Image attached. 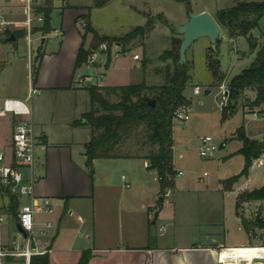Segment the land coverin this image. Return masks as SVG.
Masks as SVG:
<instances>
[{"label": "crops", "instance_id": "crops-1", "mask_svg": "<svg viewBox=\"0 0 264 264\" xmlns=\"http://www.w3.org/2000/svg\"><path fill=\"white\" fill-rule=\"evenodd\" d=\"M66 2L65 7L59 9L61 12L60 28L63 35L60 47L58 51L52 52L39 49L37 55L41 52L44 53V57L35 81L33 74L29 73L28 86L33 84L41 92H70L75 96V99H79L81 93L86 92L87 95L84 94V97L86 96L89 104V108L85 112L87 113L91 108L90 93L87 87H81L76 82V74L81 68L75 71V61L82 43L83 33L77 29L76 23L82 15V9L70 7L69 0ZM14 17L20 16L15 15ZM21 31L0 32V44L16 43L18 38L15 41L8 39L14 32ZM47 35H42L41 48L47 43L45 38ZM230 40L235 41V39ZM32 45L29 47L27 43L29 69L30 65L32 68L34 65L38 66L37 55L35 58L33 57ZM86 45H89L88 41ZM17 51L12 53L6 49V52L0 55V100L5 98L25 99L27 96L25 89H18L17 76L13 70L12 61L17 60ZM128 53L129 51L124 52L119 57L112 59L108 67L105 64L106 58L104 61H99L97 58L86 67L93 74L97 70H105L103 72L106 75L105 82L99 86L127 85L121 82L124 79L125 71L123 73L120 71L126 66L121 58ZM136 61L138 66L142 67L139 60ZM168 63L166 62L165 65ZM160 68H155L154 73H156V69ZM86 76H91V74L80 77L85 78ZM228 79L229 74H226V80ZM90 82L93 85L92 81ZM77 106V101H75L71 112L62 119L59 126H55V132L48 130L49 125L45 120L35 117L34 109L31 106V120L35 125L37 142V164L34 169L35 195L53 198L56 206L54 214L37 216L39 223L50 220L55 224L50 254L51 264H79L84 252L91 254L88 264H221L222 260L232 259L235 255L249 258L247 256L249 253H241L238 249L248 247L240 240L231 239L227 224L220 222L215 216L220 208L218 193L220 192L224 197L232 192L225 190L222 182L233 176L219 180L220 187L215 186L213 189L206 186L205 190H211V195L204 202L206 212L204 211L203 216L198 217L197 215L196 218L193 212L187 209L188 207H186V212L180 205L177 208L176 202L174 212L171 214L170 203L167 200L169 196L165 197L164 194L170 192L171 189H177L178 183L175 179L174 187L162 192L157 172L150 168L147 155L95 160L94 173L90 174L86 166L85 149L91 135L90 129L86 126L72 127L73 121L80 119L85 114L77 113ZM255 109L260 111L259 116L264 114V104ZM19 120L21 118L11 115L0 119V147L6 151L8 157L12 150V133ZM243 126L249 139L260 142L264 140V124L255 134L250 132V126ZM257 135H261V137L259 138ZM224 142L226 146L223 149L228 144L227 140ZM241 148L242 144L231 157L240 156L245 165L244 157L237 154ZM176 149L174 140L173 164L176 178H178V172L184 173L181 161L185 156L183 154L176 155ZM121 158L138 162L139 169L136 170L135 177L130 180L135 184L134 190L120 188L119 182H116L113 177V171H104L101 168L103 163L108 164L109 162L108 166H113L112 162ZM151 173L156 174L155 177H151ZM67 175L70 177V185L65 180ZM204 177L201 179L203 180ZM248 177L253 179L251 172ZM127 181L128 178L125 177V184ZM154 182L157 183L156 186ZM1 193L3 194L2 191ZM153 201L157 204H153ZM30 202L31 200L27 198L26 204ZM9 203V197L6 203L0 201V210L7 208ZM157 206L159 208H156ZM221 206L224 208V204ZM220 225H222V231ZM239 225L241 226L240 218ZM161 228L164 230L160 231Z\"/></svg>", "mask_w": 264, "mask_h": 264}, {"label": "rangeland", "instance_id": "rangeland-1", "mask_svg": "<svg viewBox=\"0 0 264 264\" xmlns=\"http://www.w3.org/2000/svg\"><path fill=\"white\" fill-rule=\"evenodd\" d=\"M40 9H44L46 6L45 0H35ZM264 0H112L104 8H95L93 6V0H69L70 7L81 8L82 15H86L90 11V19L92 26L101 35L106 36H123L130 32L134 27L143 26L146 23V14L158 17L163 15L164 19L168 20V24L163 19H158L156 28L145 38H138L129 45V53L121 58V61L126 64L121 69L120 73H123L121 82L123 84H138L146 81L149 86H158L164 84V77L154 73V69L157 67H164L166 62H161L159 57L163 52L171 47V39L173 37L183 39V36L176 34V29L187 23L191 13L199 14L201 12H208L214 17L220 10L231 8L239 2H263ZM67 4L66 0H54L53 12H52V27L53 31L45 37L47 43L42 47V33L36 32L33 34V57L39 52V49H45L47 52L58 51L60 47L63 35L61 34L60 22L61 12L60 8H64ZM38 6V7H39ZM14 15H19L17 9H13ZM20 16V15H19ZM20 19V17H18ZM77 29L84 33V21L82 18H78L76 23ZM56 30V31H55ZM82 33V34H83ZM252 35L260 43L264 42V16L259 22V26L253 30ZM92 36L89 35L87 41L90 44ZM219 38L221 44L219 46V58L221 61V70L225 73V80L222 83L225 84V89L220 85H214L213 77L206 63V52L211 47L210 40L207 37H202L195 41L191 48L188 50L187 60L194 63V70L192 71L191 86L185 89L184 95L191 101L190 108V120L186 125L179 121L174 122V134L177 149L175 154H183L184 160L181 161V165L184 167V174L176 178L178 183L177 189H171L169 197V209L171 214L174 212L175 202L177 208L180 207L186 212L187 209L192 211L195 217L203 216L205 210V201L211 195V190H205L206 186L215 188L220 187L221 179H226L231 176L240 173L244 162L240 156L231 157L232 154L241 147V142L235 139L236 131L246 125L250 126V132L255 134L259 127L264 124V114L260 115L257 120H253V112L257 109H252L250 103L254 101L256 94L253 91H245L238 97V101L234 102V114L223 120V111L220 109V104L223 100V96L229 93L228 87L229 80L235 75L239 74L243 69L248 67L254 60L255 55L249 52V43L246 37L240 36L231 41L226 29L222 28ZM27 37L18 38L16 43L0 44V55H3L7 51L12 53L17 51V60H13V70L17 76L18 89H25L28 93V80L29 73L33 74L35 65L28 64V48ZM5 45V46H4ZM89 46V45H88ZM116 48L112 46L113 57ZM99 61H104L106 56L103 53H99ZM133 55H139V62L142 64L148 61L146 70L144 72L143 67L138 66V62L133 59ZM254 55V56H253ZM13 57V55H12ZM31 62V60H30ZM89 62L86 64L88 65ZM86 65L82 66L76 74V80L80 76L90 75L93 85L104 84L100 78V74L105 72L104 69L97 70L95 74L90 71ZM118 73V72H117ZM226 74H229V79L226 80ZM194 86H200L202 92L200 95H195L193 92ZM82 87V86H81ZM210 89L211 93L205 95V90ZM86 92H82L79 99H75V96L66 91L59 92H45L40 94H34L29 100V104L34 109L35 117H41L48 123V130L55 132V126L61 124L64 119L72 110L75 101H77V113H85L89 104L87 103ZM108 100L112 103L120 101L119 97L112 95H106ZM78 121H84V114L78 119ZM81 126V125H79ZM57 128V127H56ZM60 129H64L60 127ZM150 132L147 130L146 125H142L137 128L129 136H124L121 143L116 147V153L123 158H131L135 155H148L153 148L149 143ZM211 136L217 145L227 140V147L225 149H219L214 153L212 157H201L199 154L201 139L205 136ZM259 138L261 135H257ZM264 141V140H263ZM174 151V147H173ZM106 165V166H105ZM104 164L101 167L104 171L112 170L113 177L120 188L125 190L135 189V184L131 183V179L135 177L136 170L138 168V162L126 159H120L112 162L113 166ZM100 169V168H99ZM98 169V170H99ZM101 170V169H100ZM207 176L204 177V174ZM156 174L151 173V177H155ZM122 176L128 178L131 184L130 188H127L124 184ZM253 181L250 184V191L261 188L264 184V166H259L251 173ZM175 177V175H174ZM204 177L202 180L201 178ZM66 183L70 185L69 175L65 178ZM121 181V183H120ZM246 177H242L235 185L231 193L226 194L224 197L218 193V203L220 208L215 214L216 218L220 222H225L229 229V237L233 240H240L248 248L240 249V252L249 253L247 256L251 258L253 255L258 254L257 250H253L249 247H258L263 245V231L259 229L252 230V238L245 231L242 225H239V215L236 214L237 204L239 199H236L233 191L237 190L240 185L245 183ZM157 183L154 182L156 186ZM215 195V194H212ZM214 197V196H213ZM0 201L6 203L8 197L4 196L0 190ZM27 203V197L19 198V207L24 206ZM2 204V203H1ZM153 204H157L153 201ZM224 204L223 206H221ZM186 207H188L186 209ZM158 208V206L156 207ZM154 210V209H153ZM239 211V207H238ZM264 216V201H252L250 208L243 216L249 219H254L257 215ZM13 225L12 220H7L3 226V231L8 232L9 228ZM240 228V230H239ZM221 231L223 230L220 225ZM239 251V250H238ZM6 264H24L22 260L8 261Z\"/></svg>", "mask_w": 264, "mask_h": 264}, {"label": "trees", "instance_id": "trees-1", "mask_svg": "<svg viewBox=\"0 0 264 264\" xmlns=\"http://www.w3.org/2000/svg\"><path fill=\"white\" fill-rule=\"evenodd\" d=\"M53 1L45 0L46 6L39 11L44 15L42 27L37 29L44 36L53 31L52 12ZM112 0H93L95 8H104ZM147 20L143 26L134 27L130 32L123 36L101 35L92 26L90 11L80 16L84 21V33L82 34V43L75 61V71L86 65L91 58L92 53L97 52L103 42H108L110 47L117 44L120 52L129 51V45L138 38L147 37L154 29L158 19H163L166 24L168 20L163 15L158 17L151 14L145 15ZM264 16L263 2H239L235 6L220 10L216 13L214 19L221 28L226 29L230 39H236L240 36L246 37L249 43V52L255 55L251 64L243 69L239 74L232 77L228 82L230 89L228 93V105L223 110V120L233 115L234 102L238 101L239 95L247 90L255 92L254 101L250 103L252 109L264 104V42L260 43L253 37L252 32L259 26V22ZM16 38L25 35L24 31L14 32ZM91 35L89 46L86 45L88 36ZM182 39L173 37L171 47L163 52L159 57L161 62H169L160 69H156L157 74L164 77V84L158 86H149L144 80L138 84L123 85L117 87H103L99 85H90L87 90L90 93L91 108L84 114V121L75 120L72 127L79 125L90 129V138L85 145L86 166L91 175L94 173V161L98 159H111L119 157L116 147L121 143L124 136H129L137 128L146 125L150 132L149 143L152 149L147 155L150 162V168L157 172L161 190L171 189L174 183L168 182L169 176L176 175L174 169V114L185 106H190L191 101L186 98L184 91L191 86L192 71L194 63L187 60L186 64L179 65V50ZM221 39L217 41L216 49L208 48L206 52V63L210 70L214 85H222L225 80V74L221 70V61L219 58V46ZM44 53L37 55V67H35L33 76L36 79L39 66L43 60ZM112 62L111 54L107 56L106 66ZM148 61L142 63L144 72ZM119 97L120 101L112 103L106 95ZM145 99L154 100L155 107L143 103ZM236 139L242 142V148L237 154L244 157L245 165L242 172L236 176L226 179L222 182L225 190L232 191L233 186L242 177H248L253 159L264 154L262 142L251 140L247 137L244 126L236 132ZM3 192V191H2ZM3 194H5L3 192ZM9 208L14 215H17L19 209V199L10 194ZM241 201H264V185L253 191L241 195ZM239 203L237 204L236 213ZM159 208V207H158ZM241 225L252 238V230L259 229L263 231L264 246V216L257 215L254 219H249L240 214ZM91 258L90 252H84L79 264H88ZM31 264H51L50 255L35 256Z\"/></svg>", "mask_w": 264, "mask_h": 264}, {"label": "built area", "instance_id": "built-area-1", "mask_svg": "<svg viewBox=\"0 0 264 264\" xmlns=\"http://www.w3.org/2000/svg\"><path fill=\"white\" fill-rule=\"evenodd\" d=\"M35 0H0V32L22 30L27 37L28 46L33 42V34L38 32L37 29L44 23V15L39 11L40 6ZM13 9H17L20 19L14 17ZM116 49L113 57L117 58L122 53L117 44H113ZM112 46L108 42H103L98 51L106 56L112 54ZM98 51L92 53L89 64L98 58ZM135 60H139V55H134ZM105 62V64H106ZM92 76L85 78L79 77L76 81L78 85L84 87L88 81H92ZM104 81L105 74H100ZM225 89V84L221 86ZM195 95H200L202 88L194 86ZM41 91L33 84L29 85L28 93L25 99L5 98L0 100V119L9 115L21 118L12 133V150L8 157L6 151L0 147V189L5 194H10L16 198L27 197L30 203L19 207L17 215L11 212L9 206L0 210V264H6L8 261L22 260L24 264H31L35 256L50 255L52 252V240L55 230V224L50 220L39 223L37 216L52 215L55 212V200L51 197H38L35 195L36 180L34 169L37 164L36 159V137L35 125L31 120L32 109L29 100L34 94H40ZM228 105V93L225 92L220 109L223 111ZM253 112V120L259 118L258 110ZM190 120L189 106L178 109L174 114V122L179 121L182 124ZM224 147L226 143L223 142ZM221 145V144H220ZM220 145L214 142L211 136H205L201 139L199 154L201 157H212L220 149ZM264 165V154L253 159L250 172L253 173L257 167ZM183 172H178L182 176ZM207 173L204 174L206 176ZM125 180V176H123ZM176 175L169 176L168 182L174 183ZM253 179L248 177L245 183L233 193L236 199H239V212L242 215L249 210L252 201H241L242 194L250 191V184ZM125 186L130 188L126 182ZM169 196V192L164 194ZM7 220H12L13 225L8 232L3 231V226ZM20 225L21 230L18 228ZM161 228L160 231H163ZM257 250L258 254L251 258H244L241 255H235L232 259H225L221 264H264V246L251 247ZM241 249V248H238Z\"/></svg>", "mask_w": 264, "mask_h": 264}, {"label": "water", "instance_id": "water-1", "mask_svg": "<svg viewBox=\"0 0 264 264\" xmlns=\"http://www.w3.org/2000/svg\"><path fill=\"white\" fill-rule=\"evenodd\" d=\"M221 32V27L216 22L214 17L208 12H201L199 14L191 13L187 23L179 26L176 29V34L183 36L182 43L179 50V65H184L187 62V51L191 48L193 43L202 37H207L210 40L211 48L216 49L217 41ZM9 41H15L16 37L14 34L8 39ZM91 82L88 81L85 87H89ZM205 95L211 93L210 89L205 90ZM143 103L155 107L156 102L154 100L145 99ZM264 146V141H262ZM224 148V144L221 143L220 149ZM18 228L21 230L20 225Z\"/></svg>", "mask_w": 264, "mask_h": 264}]
</instances>
